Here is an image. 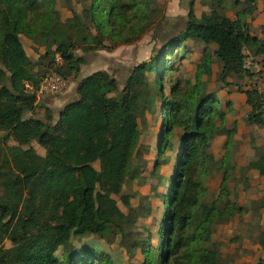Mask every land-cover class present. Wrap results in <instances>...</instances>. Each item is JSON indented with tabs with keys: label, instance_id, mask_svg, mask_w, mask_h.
I'll list each match as a JSON object with an SVG mask.
<instances>
[{
	"label": "trees",
	"instance_id": "1",
	"mask_svg": "<svg viewBox=\"0 0 264 264\" xmlns=\"http://www.w3.org/2000/svg\"><path fill=\"white\" fill-rule=\"evenodd\" d=\"M56 1L0 0V264H111L89 246L57 258L66 242L86 234L104 240L119 235L129 257L140 249L141 264H225L220 243L212 240L211 225L242 211L228 198L226 185L228 169L233 168L227 156L237 122L225 127L226 113L216 93L199 94L198 88L202 77L211 73V55L221 62L217 80L223 85L230 84V75L243 79L252 74L246 68L248 56L261 57L264 63V39L252 34L245 20L256 10L257 0H235L233 7L242 8L234 19L224 15L227 0H211L212 9L199 17L192 0L184 28L149 60L134 63L122 90L114 72L95 70L75 80L77 98L64 103L59 115L45 108L39 117L32 112L40 105L36 94L44 77L55 72L72 82L87 63L86 50L96 49L104 40L117 45L138 39L154 2L82 0L80 12L71 10L72 16L57 23ZM21 34L44 47L40 57L48 60L45 70L28 56ZM189 40L205 45L195 82L186 81L181 92L178 80L167 95L162 80L170 70L168 57ZM77 48L83 53L75 52ZM148 74L156 76L157 89H152ZM238 91L250 107L247 122L263 127L264 94L240 86ZM153 107L159 109L161 125L152 171L159 169V157L172 148L171 137L180 129L156 249L150 235L134 234L138 214L130 204L131 195L122 193L123 184L141 178L146 166L145 159L136 158L140 121ZM217 135L226 137L224 156L218 160L209 153ZM32 142L45 150L44 155ZM219 169H223L219 192L207 200L204 178ZM241 169L264 176V138L261 152ZM258 244L264 250V230Z\"/></svg>",
	"mask_w": 264,
	"mask_h": 264
},
{
	"label": "rangeland",
	"instance_id": "2",
	"mask_svg": "<svg viewBox=\"0 0 264 264\" xmlns=\"http://www.w3.org/2000/svg\"><path fill=\"white\" fill-rule=\"evenodd\" d=\"M81 1L82 0H57L55 7L59 12V19L56 22H63L66 18L72 16L71 10L80 12ZM175 1L176 3H173V0H154V2H151L149 11L150 18L146 24L147 27L144 32L140 34L138 39L128 44L118 43L117 45H114L111 41L104 40L103 45L97 47L96 49L86 50L84 54L87 63L80 67V71L77 76L71 78L72 83H74L75 80L81 76H85L95 70L103 69L115 73V77L118 80V87L120 88L119 90H122L130 67L134 63L149 60L164 43L184 28L187 21L186 14L191 0ZM193 1V11L197 14V16H200L202 14V0H198V5L200 6H195L196 0ZM234 1L235 0H227L225 5L227 7H231V5L233 6ZM239 8H242V5H240ZM259 29L264 33V24L261 25ZM259 29L253 31L255 33H259ZM20 40L28 56L40 63L37 68L42 71L45 70L48 60L40 57L44 54V47L36 45L30 38L22 34L20 35ZM202 48L203 45H192V47L185 46V48L179 50L176 55L168 57V59H170L168 62L170 70L165 74L162 80V88L164 89L165 94H169L171 85L176 83L178 80L182 83L180 87L182 90L181 92H185L187 88L186 81H188L189 84H193L195 82L194 73L196 66L199 63L196 61L201 56ZM213 48L214 45L211 46V50H213ZM211 50L209 49L210 52ZM75 52L79 54L83 53L80 48L75 49ZM212 58L214 57H211V65ZM56 61L60 62L58 57L56 58ZM214 62L215 66L213 78H215L211 79V77H209L206 81L202 80V84L199 85L198 88L199 94L209 92L216 93L223 85L221 81L217 80V74L221 69V62H219L217 58H214L213 63ZM60 64L61 63H59V65ZM255 66L257 68L256 71L252 72L251 75L249 74V76H246L247 82L241 81L242 79H237L234 75L228 76L227 79L232 80L233 85L236 86L234 90H236L238 86L244 90L250 88L254 77H259L264 73V63L260 62L256 58L248 56L246 59L247 70L250 71L251 68ZM210 74H212V71ZM148 78L151 81L152 89H157V84L154 82L156 76L154 77L153 74H148ZM110 95L114 96L115 92ZM75 98L77 97L69 96L68 101ZM41 99L42 96L39 95L38 102H40ZM227 101L224 104L225 107ZM230 107L231 106L229 105V108L226 107L227 111H224L225 113H231V122L225 127H231L232 121H238L239 119H242V121L246 122V124L248 123L246 116L243 117L244 115L240 113V108H238L236 112H233L230 110ZM38 109L39 108L36 107L32 114L40 113ZM150 112L151 113L146 112L145 121H140L141 134L136 157L138 160L145 159L146 166L142 171L141 178L127 181L122 187V193L131 195L130 204L132 207L136 208L138 217L135 221L134 234L141 237H146L149 232H154L155 226L161 220V215H155L153 217L150 212L149 214H145L148 211V206L151 208V206L148 205V202L150 203V200L152 199H158L160 204L163 202V195L165 193V191H161V193L156 194L152 188V185L156 183L157 186L163 185V180L158 173L159 169L157 171H152L157 154H155L154 157L146 156L149 154L148 148L151 141L153 142L152 139L156 138L157 140L158 134L156 135L155 133L158 131V122L160 120V112L157 107H153V110ZM175 130L177 132L174 131L175 134L171 137V144L176 140H179L178 135L180 133V129L177 128ZM243 130L244 133H242V137L232 141L231 151L229 152L227 159L233 168L228 169V176L226 180L229 192L228 198L240 206L242 211L240 213H236L229 219L225 218L221 222L215 221L211 225L212 240L220 243V251L225 264H257L259 261L264 260V250L259 248L257 245L261 225H255V223H260L264 219V206H262V203L264 202V177H259L258 175L253 174L248 175L249 170L242 171L241 169V167L245 166L247 163L245 162L242 165H238L237 163L239 161L243 162L244 158H246L244 153H240L241 151L244 152L243 146H247V148L252 149L249 153V156H252V158H255L261 152V144L264 138V126L258 127V132H251L250 130L248 131V129L245 130V128ZM247 137L250 138L248 142H242V139H246ZM12 143L13 142L10 140L9 144ZM176 145V152L178 153L177 150L179 149V142H176ZM31 146L39 155H44L45 150L41 146L35 142H32ZM169 152L170 151H167L166 153ZM209 153H212L217 160L224 156L223 147L220 148L217 144H213L212 148H209ZM165 157L166 156L159 157L160 165ZM245 161H247V158ZM163 163L166 164L167 162ZM94 166L97 167V163H94ZM222 174L223 169H219L211 176L209 175L204 178V184L208 188L207 200H210L218 194ZM152 179L155 180L154 183H152ZM114 198L116 199L119 207L126 212V208L121 204L119 197L114 196ZM233 217H238L239 220L237 223H233L234 221L231 220ZM246 219L248 220L246 221ZM244 237L246 241L244 240ZM4 245L9 247L10 243L6 240L4 241ZM83 246L93 248L100 258H108L111 264L141 263H139L141 258H135L134 255L132 257L128 256L125 247L120 244L119 235L111 237L107 240L93 234H86L81 238H72L70 241L66 242L64 246L57 250L56 256L58 259H61L66 252H69L74 248L80 249Z\"/></svg>",
	"mask_w": 264,
	"mask_h": 264
},
{
	"label": "crops",
	"instance_id": "3",
	"mask_svg": "<svg viewBox=\"0 0 264 264\" xmlns=\"http://www.w3.org/2000/svg\"><path fill=\"white\" fill-rule=\"evenodd\" d=\"M173 3H176V1L173 0ZM198 3H199L198 0H196L195 6H200V5H198ZM213 5H214V2H212L211 0H202V8H201L202 9V14L203 13H208L212 9ZM233 6L231 5V7L230 6L227 7L226 11L224 12V15H226L230 19H234L235 18V11L239 10V7H233ZM198 9H200V8H198ZM195 15L197 16L196 13H195ZM197 17H199V16H197ZM245 20L251 27V33L256 35L259 38L264 39V33L261 32L260 29H259V27L264 24V0H257L256 1V10H254V12L251 15H246L245 16ZM257 29H259V31H260L259 33L258 32L255 33L253 31V30H257ZM184 45L187 46V47H190V46L192 47V45H196V46L203 45L202 51H203L204 46H205L199 40H195V41L189 40V41H186L184 43ZM200 57L197 59V61H196L197 63L200 61ZM212 57L216 58L215 56H212ZM214 58H212V65H211L212 74H210L209 76H205L204 75L202 77V79L204 81H206L207 78H209V77H211V79L215 78V77L213 78V76H214V66H215V62L213 63ZM254 58L258 59L261 62V59H262L261 57H254ZM256 69H257L256 66L251 68L252 72H255ZM82 77L83 76H81L80 78H82ZM227 81L230 84L222 85L221 88L216 92V95H217V97L219 99V103H220V109L225 111V112L227 111L224 104L228 100V101H230V106H231L230 110H232L233 112H236V110H238V108H240V113L242 115H244L243 117H245L247 115V113L249 112V110H250V107L245 102V95H244V93L239 92L238 88H236V90H234L236 86L233 85V83H232L233 81L232 80H228L227 79ZM241 81L247 82V77H244ZM76 84H77V82L72 83V82L69 81V85L66 88L68 90H65L64 94H62V95H59V96L44 95V96H42V99L40 101V105L38 107L39 108L38 111H40V113H34L33 115L41 117L45 108H49V109L53 110L55 115H58V112H59L60 108L62 107V105L69 100L68 99L69 96L77 97V94H76V91H75ZM230 122H231V113H226L225 126H227ZM236 122H237V130H236V133L233 136V140L242 137V133H244V130H243L244 128H245V130L248 129V131L250 130L251 132H258V126L255 125V124H251V123H247L246 124V122L242 121V119H239ZM158 123H159V126H158L157 129L159 131L160 125H161V119L159 120ZM158 131H157V133H155L156 135L158 134ZM174 134H175V132H174ZM225 139H226V137L224 135H217V137L213 139L210 148H212L213 144H217L220 148L223 147V150H224ZM249 139H250L249 137H247L246 139H242V142H244V143L248 142ZM152 140H153V142L151 141V143L149 145V148H148L149 149V154L146 155L147 157H151V156L154 157L155 154H156L157 140H156V138H153ZM176 142L178 143L179 141L176 140L174 143H172V148L170 150H168L170 152L169 153H165V156H166V159H167V161H166L167 163L164 164L162 162L161 165L159 163V172L158 173H159V176L163 180V182H162L163 185L162 186H157V183L152 185V188L156 192V194L157 193H161V191L162 192L166 191L168 180H169V178L172 175L173 166H174V160H175V157H176V154H177V152H176V147H177ZM152 143H153V145H152ZM178 147H179V145H178ZM243 150H244V152L241 151L240 153H244L245 154V157L247 158V161H245L246 158H244L243 162H241V161L237 162L238 165H242L245 162L248 163L251 159H254V158H252V156H249L250 155L249 154L250 151H252L251 148L249 149V148H247V146H243ZM249 174L258 175L259 177H264V176H260L258 174V172L256 170H253V169H250L248 171V175ZM154 182H155V180L152 179V183H154ZM148 205H150L151 208H149V206H148V211L145 214H149V212H150V213H152L153 217L155 215L156 216L157 215H161V219H162V215H163V212H164V202H161L159 204L158 199L157 200L152 199V200H150V203L148 202ZM231 220L234 221L233 223H237L239 219H238V217H233ZM247 220L248 219H246V221ZM159 223L160 222H158V224L155 226L154 232H149L150 237H151L150 240H151V244H152V248L153 249H156L157 244H158V227H159ZM263 224H264V219L260 223L259 222L255 223V225H261V229H260L261 231L264 230V225ZM258 238H259V236H258ZM244 240L246 241L245 237H244ZM257 245L260 248L259 244H257ZM134 257L138 258V259L141 258L140 261L138 260L139 263L143 261V257H142L140 249H136V251L134 253Z\"/></svg>",
	"mask_w": 264,
	"mask_h": 264
},
{
	"label": "built area",
	"instance_id": "4",
	"mask_svg": "<svg viewBox=\"0 0 264 264\" xmlns=\"http://www.w3.org/2000/svg\"><path fill=\"white\" fill-rule=\"evenodd\" d=\"M68 79L63 78L59 74L55 72H51L44 77L42 80L39 89L36 94V99H39V95L44 96H56L62 95L67 86H68ZM251 87L258 91L259 93L264 94V73L261 74L259 77H254L252 81ZM250 87V88H251Z\"/></svg>",
	"mask_w": 264,
	"mask_h": 264
},
{
	"label": "water",
	"instance_id": "5",
	"mask_svg": "<svg viewBox=\"0 0 264 264\" xmlns=\"http://www.w3.org/2000/svg\"><path fill=\"white\" fill-rule=\"evenodd\" d=\"M60 114V112H58V115ZM55 119V118H54Z\"/></svg>",
	"mask_w": 264,
	"mask_h": 264
}]
</instances>
